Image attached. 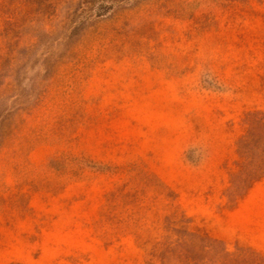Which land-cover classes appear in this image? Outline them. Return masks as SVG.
Masks as SVG:
<instances>
[{
    "label": "rangeland",
    "instance_id": "374dc122",
    "mask_svg": "<svg viewBox=\"0 0 264 264\" xmlns=\"http://www.w3.org/2000/svg\"><path fill=\"white\" fill-rule=\"evenodd\" d=\"M264 0H0V264L264 257Z\"/></svg>",
    "mask_w": 264,
    "mask_h": 264
},
{
    "label": "trees",
    "instance_id": "16d2710c",
    "mask_svg": "<svg viewBox=\"0 0 264 264\" xmlns=\"http://www.w3.org/2000/svg\"><path fill=\"white\" fill-rule=\"evenodd\" d=\"M246 132L237 142V152L240 157L250 159L256 149L258 139L264 137V112H252L246 117ZM261 157L258 159L259 167H255L247 175L255 177L264 175V149H261ZM208 246H199L189 250L183 248L177 250V262L180 264H264V257L250 249H238L235 252L218 251V257L214 259L210 255Z\"/></svg>",
    "mask_w": 264,
    "mask_h": 264
}]
</instances>
